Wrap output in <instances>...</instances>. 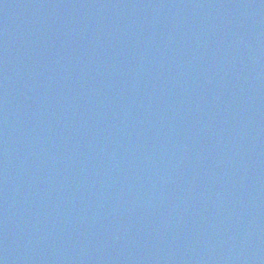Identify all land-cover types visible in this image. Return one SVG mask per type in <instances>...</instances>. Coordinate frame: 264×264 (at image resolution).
<instances>
[{
  "label": "water",
  "instance_id": "water-1",
  "mask_svg": "<svg viewBox=\"0 0 264 264\" xmlns=\"http://www.w3.org/2000/svg\"><path fill=\"white\" fill-rule=\"evenodd\" d=\"M0 264H264V0H0Z\"/></svg>",
  "mask_w": 264,
  "mask_h": 264
}]
</instances>
